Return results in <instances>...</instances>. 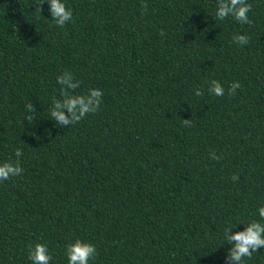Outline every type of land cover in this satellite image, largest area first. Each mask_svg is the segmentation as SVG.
Masks as SVG:
<instances>
[{
    "label": "trees",
    "instance_id": "1",
    "mask_svg": "<svg viewBox=\"0 0 264 264\" xmlns=\"http://www.w3.org/2000/svg\"><path fill=\"white\" fill-rule=\"evenodd\" d=\"M244 2L246 23L218 0H65L58 26L48 0H0V162L22 169L0 181V264L36 242L68 264L75 239L88 264H235L225 228L264 223V0ZM91 88L96 111L50 116Z\"/></svg>",
    "mask_w": 264,
    "mask_h": 264
},
{
    "label": "clouds",
    "instance_id": "2",
    "mask_svg": "<svg viewBox=\"0 0 264 264\" xmlns=\"http://www.w3.org/2000/svg\"><path fill=\"white\" fill-rule=\"evenodd\" d=\"M42 2V0H41ZM51 17L58 26H63L72 18L71 8H66L65 0H48ZM249 5L244 0H218L216 13L217 18L223 20L227 16L234 17L241 23L248 21L247 13ZM233 40L238 44H246L247 37L243 34L233 36ZM57 83L62 86V90L75 89L76 85L71 83L70 77L65 75L57 76ZM239 87L238 83L230 85V90L234 91ZM211 93L220 96L224 94L223 86L216 80L210 82L208 89ZM63 103L54 102L50 116L62 123H74L82 119L86 113L94 112L100 104L102 91L99 88H91L86 94H70L63 91ZM195 95L200 96L201 91L197 89ZM65 110L68 115H65ZM20 152H16L19 157ZM212 158L216 156L212 154ZM22 171L19 161L0 162V181L7 180L10 176H17ZM236 177L234 176L233 179ZM258 216L264 220V205L257 208ZM224 239L231 245V251L226 257L234 261L235 264H244L243 257H250L258 247L264 248V223L260 220H250L242 229L230 232V227L224 230ZM65 255L68 264H88L91 257L95 255V246L89 242L75 239L65 247ZM32 264H49L51 255L45 243L36 242L29 247V257Z\"/></svg>",
    "mask_w": 264,
    "mask_h": 264
}]
</instances>
